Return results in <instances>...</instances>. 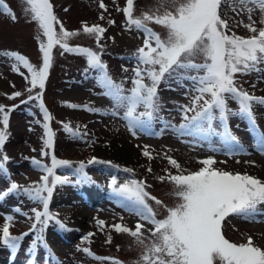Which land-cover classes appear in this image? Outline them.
Masks as SVG:
<instances>
[{
	"label": "rangeland",
	"instance_id": "rangeland-1",
	"mask_svg": "<svg viewBox=\"0 0 264 264\" xmlns=\"http://www.w3.org/2000/svg\"><path fill=\"white\" fill-rule=\"evenodd\" d=\"M50 2L64 29L78 33L68 39L69 46L101 51L102 45L101 59L106 63L113 80L124 81L125 88H131L137 66L134 56L137 49L144 45L145 37L142 31L127 26L126 15L122 11L126 7V0H103L106 9L100 7L101 0ZM158 2L159 0H134V15L154 12ZM5 3L12 13H7L0 7V105L10 111L7 140L0 157L7 155L9 159L4 161V168H0V193L7 192L13 182L21 187L41 183V178L47 173L35 165L33 159L51 167L52 156L55 155L57 160H67L70 164L57 165L54 169L55 175L67 176L69 182L57 184L53 189L48 207L55 219L48 221L46 226L35 220L33 211H42V203L30 199L22 192L0 198V264H111V261L97 260L86 254L82 251L85 247L96 256L115 258L123 264H135L143 248L136 245L129 234L117 233L111 228L112 224L122 223L134 229L139 221V217L127 210L123 199L114 191L131 179L146 181L151 195L163 202L158 205L155 201L148 200L159 219L165 218L168 214L167 208L180 201L171 194L173 184L161 182L158 177L169 171L172 174H179L180 170L184 174L197 171L204 166L200 161L209 156L215 158L214 167L217 169L247 173L264 180V152L258 150L256 139L260 133H264V105L255 104L253 107L256 127H253L246 116H229L228 127L238 137L244 148L243 152L237 149V154H227L222 140L224 128L219 121L213 122L217 135L212 136L210 142L220 151H211L209 143L202 137L181 136L175 130L176 126L184 122L179 106L189 104L188 89L191 88V82L186 79H173L167 83L162 82L159 86L160 107L154 113L151 133L138 132L133 136L123 119L124 109H117L118 115L111 114L114 102L102 94L104 90L98 86L95 78L97 73L89 68L86 57L66 52L60 45L54 46L52 50V66L42 95L44 108L52 117L50 121H46L40 101H28L29 95L35 96L40 91L38 87L28 91L31 87L30 73L22 65L19 72L14 71V61L3 55L6 51H17L39 67L42 65L39 44L46 37L26 10L30 7L26 0H5ZM248 7L253 5L249 4ZM240 8L239 0L222 3V18L228 20L229 34L250 37L253 33L244 27L249 23L248 13L241 12ZM13 13L15 20L12 19ZM252 19L256 21L257 28L264 26L260 23L261 12L258 6L252 13ZM109 21L115 23L110 24ZM84 24H99L106 28L99 45L93 36L83 32ZM55 27L59 32V24ZM149 27L162 37L167 35V29L161 25L149 22ZM129 35L133 39L128 38ZM203 60V56L195 58L197 63ZM261 69L248 74L237 73L238 87L250 94L264 97V65H261ZM20 72L24 75H20ZM16 91H20L22 95L10 99L11 94ZM22 100L27 103H21ZM71 104L80 107L72 108ZM85 105L102 111H88ZM228 105L231 109L238 110L235 101L229 99ZM137 111H144L143 106ZM191 115L193 113L189 112L188 116ZM45 123L54 132L50 147L46 145ZM65 124L82 135L73 136L66 131ZM3 127L0 117V129ZM161 131L162 134L158 135ZM145 145L152 152L151 159L143 155ZM166 156L176 159L181 169L173 167ZM93 157L96 161L88 163ZM81 162L85 165L87 179H83L77 171ZM125 168H131L133 172H126L123 170ZM149 168L152 169L151 172L148 171ZM53 179L54 176H50L49 182ZM258 207L264 211V204ZM7 215L14 216L9 228L10 234L24 238L22 245L27 248L32 241L25 239H35L33 232L37 230L36 235L39 237H36V241L41 251L39 258L33 260L28 256L23 257L22 251L19 254L14 253L13 249L3 243L2 228ZM98 220L105 221L103 229L98 225ZM61 223L64 227H61ZM146 227L152 226L146 223ZM142 231L146 237L151 238L146 230ZM90 232L94 235L85 241L83 237ZM222 232L226 239L237 244L246 243L251 236L254 245L264 249V215H258L255 220L230 216L222 225ZM108 236L112 238L110 243L107 242ZM42 255L43 258H40Z\"/></svg>",
	"mask_w": 264,
	"mask_h": 264
},
{
	"label": "snow or ice",
	"instance_id": "snow-or-ice-1",
	"mask_svg": "<svg viewBox=\"0 0 264 264\" xmlns=\"http://www.w3.org/2000/svg\"><path fill=\"white\" fill-rule=\"evenodd\" d=\"M227 2L228 0H159L154 12L135 16L134 0H126V7L122 11L126 15L127 26L142 31L145 37L144 45L137 49L134 56L137 66L134 69L131 88H125L124 81L113 80L107 71L106 63L101 59L102 45H100L101 51L69 46L68 39L78 33L64 29L50 0H26V4L30 6L26 10L30 12L31 19L37 22L42 35L46 37V40H42L39 44L42 65L37 67L28 57L17 51H6L3 55L14 61L12 65L14 71L19 72L22 65L30 73L31 87L28 91L31 92L37 87L40 91L35 96L29 95L28 101L33 99L40 101L46 121H50L52 117L44 108L42 95L52 66L54 46L60 45L66 52L84 55L89 68L97 73L95 78L98 86L104 90L102 94L114 102L111 114L118 115L117 109L123 108V119L133 136L138 132L151 133L154 113L160 107L158 93L160 84L173 79H186L191 82V88L188 89L190 102L188 105L179 106L184 122L176 126L175 130L181 136L202 137L209 143L211 151H220L210 142L211 137L217 135L213 122L219 121L224 128L222 140L227 154L234 155L237 154V149L243 152L244 148L228 127L229 116H246L253 127H256L253 107L255 104L264 105V97L250 94L236 83L237 73L259 72L262 70L261 65H264V26L257 28L256 21L252 19V13L258 6L261 12L260 23L264 25V0H239L240 11L248 13L249 23L244 27L253 33L250 37L229 34L228 20L222 18L220 11L222 3ZM249 4L253 7H248ZM0 7H3L5 12L12 13L5 0H0ZM100 7L106 9L103 0ZM12 19H16L14 13ZM149 22L165 27L167 35L162 37L149 27ZM109 23L113 24L115 21ZM56 24H59V32L56 30ZM83 32L93 36L99 45L106 28L99 24L91 26L84 24ZM197 56H203V62H195ZM87 71L86 69V74ZM19 74L24 75L22 72ZM21 95L20 91H16L9 98L14 99ZM229 99L238 104V110L229 107ZM21 103L27 101L22 100ZM140 106H143L144 111H137ZM70 107L77 108L80 105L71 104ZM85 107L92 112L102 111L88 105ZM9 111L4 105H0V117L4 126L0 129V152L7 140ZM189 112L193 115L188 116ZM44 128L47 135L46 145L50 147L53 144L54 132L47 123L44 124ZM65 129L73 136L82 135L67 124ZM157 134H162V131ZM256 139L258 150L264 152V133H260ZM44 154L47 155L46 152ZM143 155L152 158L148 145L144 146ZM166 158L173 167L181 169L176 159L171 156ZM8 159L7 155L0 157V168H4V161ZM94 161H96L95 157L88 163ZM33 163L47 173L41 178V183L31 187H21L13 182L7 192L0 193V198L22 192L30 199L42 203V211L35 209L33 211L35 220L46 226L48 221L55 219L48 207L53 189L57 184L69 182L67 176L55 175L54 169L57 165H69L70 161L57 160L53 155L51 167L35 159ZM200 163L204 166L197 171L188 174H184L183 170H180L179 174H172L169 171L158 177L161 182L167 181L173 184L171 194L180 201L175 206L167 208L168 214L163 219L157 218V213L148 203L151 199L158 205L163 204L147 190L149 185L146 181L131 179L114 189L123 199L127 210L139 217L134 229L122 223L111 225L117 233L129 234L134 238L135 244L143 248L135 264H214L216 261L219 264H264V249L254 245L251 236L246 243L237 244L226 239L222 232V225L230 216L255 220L258 215H264V211L258 207L264 204V180L247 173L217 169L214 167L216 161L212 156L204 158ZM114 167L119 166L114 165ZM84 168L85 165L81 162L77 171L83 179H87ZM123 170L133 172L131 168ZM148 171L151 172L152 169L149 168ZM50 176H54L51 183ZM113 183H116L115 177ZM5 220L2 240L5 245L15 250L22 237L10 234L9 228L14 216L7 215ZM145 222L152 227H146ZM97 223L101 229L105 226L103 220H98ZM61 227H64L62 223ZM142 230H146L151 238L146 237ZM93 235L94 233L90 232L83 239L88 241ZM111 239V236H108L107 242L110 243ZM44 243L47 246L46 241ZM36 244L37 242L34 241L33 249ZM82 251L97 260L123 264L115 258L96 256L87 247Z\"/></svg>",
	"mask_w": 264,
	"mask_h": 264
},
{
	"label": "trees",
	"instance_id": "trees-1",
	"mask_svg": "<svg viewBox=\"0 0 264 264\" xmlns=\"http://www.w3.org/2000/svg\"><path fill=\"white\" fill-rule=\"evenodd\" d=\"M26 240H28L30 242L29 239H25V241ZM28 241H27V243H28ZM38 248H40V246L38 244H36L35 249H33V244L31 246H29L28 248H27V246L22 245L21 248L19 249V252L22 251L21 253H24L22 255L23 257H26V256L29 257V256H32V255L37 254V253H38V255H40L41 254V251H38ZM26 250H27V252H26Z\"/></svg>",
	"mask_w": 264,
	"mask_h": 264
},
{
	"label": "bare ground",
	"instance_id": "bare-ground-1",
	"mask_svg": "<svg viewBox=\"0 0 264 264\" xmlns=\"http://www.w3.org/2000/svg\"><path fill=\"white\" fill-rule=\"evenodd\" d=\"M128 38H130V39H133V36L132 35H129V36H127Z\"/></svg>",
	"mask_w": 264,
	"mask_h": 264
}]
</instances>
